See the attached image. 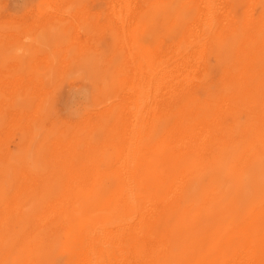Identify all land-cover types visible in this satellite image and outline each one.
Returning a JSON list of instances; mask_svg holds the SVG:
<instances>
[{
	"label": "bare ground",
	"instance_id": "obj_1",
	"mask_svg": "<svg viewBox=\"0 0 264 264\" xmlns=\"http://www.w3.org/2000/svg\"><path fill=\"white\" fill-rule=\"evenodd\" d=\"M109 2L105 87L65 131L0 35V264H264V0Z\"/></svg>",
	"mask_w": 264,
	"mask_h": 264
},
{
	"label": "rangeland",
	"instance_id": "obj_2",
	"mask_svg": "<svg viewBox=\"0 0 264 264\" xmlns=\"http://www.w3.org/2000/svg\"><path fill=\"white\" fill-rule=\"evenodd\" d=\"M69 2L70 0H0V35H3V76H6L9 70V72L15 73L21 59L23 67H28L29 71L43 76L45 81L49 82L51 87L45 97L46 101L42 111L44 118L42 121L46 129H54V131L58 129L65 131L71 127L73 128L89 114L88 111L94 103V99H96V90L93 87L100 83H102L99 85L101 89L103 86L105 87L104 78L97 76V72H94L93 68L100 69L102 65L103 67L107 65L108 57L114 50L115 43L109 27V0H72L70 4ZM20 8L23 12L20 11ZM58 9L65 12L64 20L58 19L61 16L52 12H57ZM20 12L21 14H19ZM71 13H77L78 16L72 17ZM70 15L72 18H70ZM93 19L94 22H92ZM74 21L79 26L75 25ZM78 27L82 28L84 32ZM91 35L94 37H91ZM37 39L44 42H39V44ZM21 45L22 50H19L18 47H21ZM26 49H29V51L27 52ZM41 49L42 52L39 51ZM25 54L26 56H24ZM48 57L55 59V63H60L61 70L59 73L49 72ZM90 71L93 73H90ZM73 94L74 96L83 94L85 100L90 97L93 99L90 98L89 102L83 99L74 100ZM83 103L85 104L83 105ZM74 105L76 108L72 107ZM108 152L104 156V161L113 165L115 154L111 150ZM26 154L27 161L31 162L35 156V151ZM56 263L64 264L61 259Z\"/></svg>",
	"mask_w": 264,
	"mask_h": 264
}]
</instances>
